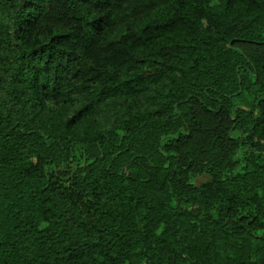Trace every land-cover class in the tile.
<instances>
[{
    "label": "trees",
    "instance_id": "16d2710c",
    "mask_svg": "<svg viewBox=\"0 0 264 264\" xmlns=\"http://www.w3.org/2000/svg\"><path fill=\"white\" fill-rule=\"evenodd\" d=\"M0 264H264V0H0Z\"/></svg>",
    "mask_w": 264,
    "mask_h": 264
},
{
    "label": "rangeland",
    "instance_id": "374dc122",
    "mask_svg": "<svg viewBox=\"0 0 264 264\" xmlns=\"http://www.w3.org/2000/svg\"><path fill=\"white\" fill-rule=\"evenodd\" d=\"M205 180V178H202L201 181Z\"/></svg>",
    "mask_w": 264,
    "mask_h": 264
}]
</instances>
